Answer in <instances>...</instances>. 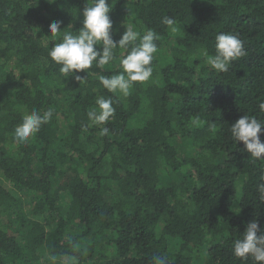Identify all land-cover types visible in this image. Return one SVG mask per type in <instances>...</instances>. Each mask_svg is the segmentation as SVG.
Listing matches in <instances>:
<instances>
[{
  "label": "trees",
  "instance_id": "16d2710c",
  "mask_svg": "<svg viewBox=\"0 0 264 264\" xmlns=\"http://www.w3.org/2000/svg\"><path fill=\"white\" fill-rule=\"evenodd\" d=\"M108 2L114 41L129 25L159 35L152 77L127 96L99 82L122 71L124 50L81 82L48 56L61 39L49 25L75 33L90 0H0V264H254L233 246L249 222L264 230V159L229 127L264 120V0ZM222 32L245 55L217 72L205 54ZM99 97L115 108L103 136L88 118ZM49 108L34 137L14 139L25 114Z\"/></svg>",
  "mask_w": 264,
  "mask_h": 264
},
{
  "label": "clouds",
  "instance_id": "9594fccd",
  "mask_svg": "<svg viewBox=\"0 0 264 264\" xmlns=\"http://www.w3.org/2000/svg\"><path fill=\"white\" fill-rule=\"evenodd\" d=\"M111 10L108 0H90L80 13L82 27L75 33L61 31L62 22L53 21L49 25V33L53 38L61 39L52 46L48 56L60 66L59 71L63 77H74L81 82L85 78L76 73L86 72L93 64L102 68L116 58L117 48L124 50L126 54L120 58L122 71L111 77L101 76L99 82L108 92L127 96L135 82L143 84L152 77V62L158 52L156 41L159 35L152 29L141 35L129 25L121 38L114 41L111 34L113 22L109 15ZM162 22L171 27L173 32L177 30L174 19L165 17ZM98 45L101 47L98 48ZM244 55L243 42L235 35L222 32L215 36V54H205V59L206 64L215 71L226 72L231 62ZM95 103L97 107L88 112V118L92 125L100 127V135L103 136L109 131L104 125L114 117L115 108L111 98L99 97ZM259 109L264 112V102L259 104ZM53 113L54 110L49 108L43 114L35 110L25 114L22 122L15 128L14 139L22 144L28 142L43 125L50 122ZM210 131L214 134L215 126ZM262 131L264 120L249 115L242 116L229 127L232 141L235 144L242 142V151L250 154L253 159H264V142L260 139ZM257 189L260 201L264 202V183L259 184ZM233 255L245 261L251 258L254 264H264V230L257 221L249 222L242 237L234 242ZM155 264L168 262L161 256L155 258Z\"/></svg>",
  "mask_w": 264,
  "mask_h": 264
},
{
  "label": "rangeland",
  "instance_id": "374dc122",
  "mask_svg": "<svg viewBox=\"0 0 264 264\" xmlns=\"http://www.w3.org/2000/svg\"><path fill=\"white\" fill-rule=\"evenodd\" d=\"M0 178L3 179L2 176H0ZM5 184H6L7 187H11V183H9V182L6 181V180H5ZM51 259H52V262H54V263L66 264L65 261H64V260H66L65 257H63V259H62L61 262L56 261V260H59V259L56 258V257H51ZM54 259H56V260H54ZM46 264H51V262L48 261Z\"/></svg>",
  "mask_w": 264,
  "mask_h": 264
}]
</instances>
